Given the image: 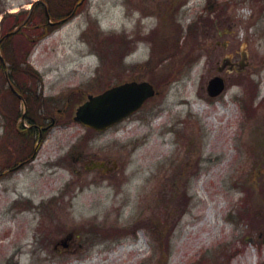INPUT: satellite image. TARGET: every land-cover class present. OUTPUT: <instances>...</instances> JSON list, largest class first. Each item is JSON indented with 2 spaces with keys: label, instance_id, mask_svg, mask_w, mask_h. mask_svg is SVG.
Instances as JSON below:
<instances>
[{
  "label": "rangeland",
  "instance_id": "374dc122",
  "mask_svg": "<svg viewBox=\"0 0 264 264\" xmlns=\"http://www.w3.org/2000/svg\"><path fill=\"white\" fill-rule=\"evenodd\" d=\"M33 1L0 0L31 26L0 46V264H264V0H45L76 8L46 35ZM128 81L157 93L74 121Z\"/></svg>",
  "mask_w": 264,
  "mask_h": 264
},
{
  "label": "water",
  "instance_id": "95a60500",
  "mask_svg": "<svg viewBox=\"0 0 264 264\" xmlns=\"http://www.w3.org/2000/svg\"><path fill=\"white\" fill-rule=\"evenodd\" d=\"M46 15L48 22L53 24L49 20L48 12ZM0 60L3 63L1 56ZM227 64L228 59H225L218 71H222ZM246 64V57L243 54L242 60L237 64L231 65L230 69L236 66L237 71L241 72L245 69ZM225 89L226 82L221 76H215L208 81L207 93L212 98L221 95ZM156 93L154 86L148 81L124 82L98 95H89L87 100L77 107L73 119L87 128L102 132L138 111ZM65 241H60L59 244L65 246Z\"/></svg>",
  "mask_w": 264,
  "mask_h": 264
},
{
  "label": "flooded vegetation",
  "instance_id": "af4514ba",
  "mask_svg": "<svg viewBox=\"0 0 264 264\" xmlns=\"http://www.w3.org/2000/svg\"><path fill=\"white\" fill-rule=\"evenodd\" d=\"M85 2V0H79V1H77V3H76V6L75 7H77L78 5H81V4H83ZM40 6V7H39ZM41 6H42V9H41ZM74 7V10H72V12H66V15H64V14H59V16H60V19L59 20H53L52 18H51V16H50V14H49V16H50V22L51 23H58V22H60V21H63V20H65V19H67L68 17H70L73 13H74V11H75V8ZM41 10H43V13L45 14V16H46V22L45 23H43V22H39V23H36V25H33L32 27H35L36 29H39L40 27L42 28V29H44L45 28V26H47L49 23H48V19H47V11H46V2H45V0H34L33 2H32V5H31V7H29L28 8V12H27V19L29 18H31L33 15H34V13H36V14H39L40 12H41ZM20 14H18V15H15V18H16V22H14L15 23V25H14V23H13V25H11L10 27H8V28H6L7 30H5V35H2V36H0V46H3V44L8 40V37H6V35L7 34H9V33H11V32H14V31H19V29H20V27H22V28H31V26L30 25H28L27 23H26V21H25V24H26V27H25V24L23 23V24H19V25H17V23L19 22V20H20ZM28 19V20H29ZM53 20V21H52ZM27 22H30V20L29 21H27ZM48 23V24H47ZM8 29H11L10 31H8ZM1 31V30H0ZM1 32H3V31H1ZM228 59V64H227V67L225 68L227 71L226 72H228V71H230L229 70V68L231 67V64L233 63L231 60H230V58H227ZM224 69V70H225ZM235 70V68L233 67V69H232V71H234ZM227 82V81H226Z\"/></svg>",
  "mask_w": 264,
  "mask_h": 264
},
{
  "label": "trees",
  "instance_id": "16d2710c",
  "mask_svg": "<svg viewBox=\"0 0 264 264\" xmlns=\"http://www.w3.org/2000/svg\"><path fill=\"white\" fill-rule=\"evenodd\" d=\"M54 4H56V3H54ZM53 6H57V5H51L50 3H49V7H48V11L50 12V10H49V8L51 9ZM52 12V11H51ZM50 12V14H52ZM59 14H62L61 12L60 13H54V14H52L51 15V18L53 19V20H59L60 19V16H59ZM39 16H38V18L40 19L39 21L40 22H43V23H45L46 22V16H45V14L43 13V10H41V12L38 14ZM58 16V17H57ZM33 17V16H32ZM31 17V19L32 20H34L33 18ZM12 23V22H11ZM54 28V26H50V25H47V26H45V28H44V33H43V35H46L48 32H49V30H51V29H53ZM8 30H11V29H8ZM19 33H17L16 35H18ZM42 35V36H43ZM8 41V40H7ZM7 41L3 44V46H5L6 44H7ZM0 69L2 70L3 69V66H2V64H0ZM28 121V124H30L31 126L33 125V122L31 121V119H29V120H27ZM34 132V131H33Z\"/></svg>",
  "mask_w": 264,
  "mask_h": 264
},
{
  "label": "bare ground",
  "instance_id": "6f19581e",
  "mask_svg": "<svg viewBox=\"0 0 264 264\" xmlns=\"http://www.w3.org/2000/svg\"><path fill=\"white\" fill-rule=\"evenodd\" d=\"M60 177L62 176V175H59ZM87 197H88V195H86V194H84V195H82V200H84V199H87ZM104 201H100V202H96V203H94V205L95 206H104V203H103ZM85 208H88V206L86 207V206H84ZM253 259L251 260V262L253 263Z\"/></svg>",
  "mask_w": 264,
  "mask_h": 264
}]
</instances>
